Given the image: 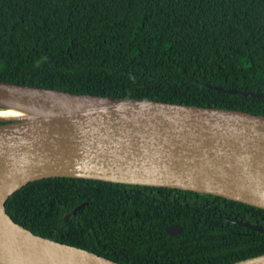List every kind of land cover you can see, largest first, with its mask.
Listing matches in <instances>:
<instances>
[{"label":"trees","instance_id":"1","mask_svg":"<svg viewBox=\"0 0 264 264\" xmlns=\"http://www.w3.org/2000/svg\"><path fill=\"white\" fill-rule=\"evenodd\" d=\"M0 81L264 115V99L209 87L264 94V0H0ZM5 211L37 236L119 264L264 254L263 209L191 191L47 178L13 193Z\"/></svg>","mask_w":264,"mask_h":264},{"label":"water","instance_id":"2","mask_svg":"<svg viewBox=\"0 0 264 264\" xmlns=\"http://www.w3.org/2000/svg\"><path fill=\"white\" fill-rule=\"evenodd\" d=\"M3 110L23 115L0 118V264H119L37 236L9 217L7 199L41 179L178 189L264 210V115L0 81ZM164 231L176 236L182 228ZM230 264H264V254Z\"/></svg>","mask_w":264,"mask_h":264},{"label":"bare ground","instance_id":"3","mask_svg":"<svg viewBox=\"0 0 264 264\" xmlns=\"http://www.w3.org/2000/svg\"><path fill=\"white\" fill-rule=\"evenodd\" d=\"M22 113L14 112L11 110H3L0 111V118H9V117H16V116H22Z\"/></svg>","mask_w":264,"mask_h":264}]
</instances>
